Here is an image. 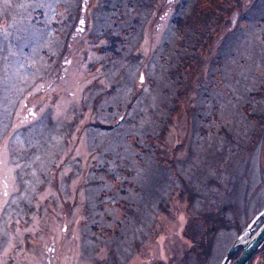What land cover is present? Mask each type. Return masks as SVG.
<instances>
[{"label":"rangeland","instance_id":"1","mask_svg":"<svg viewBox=\"0 0 264 264\" xmlns=\"http://www.w3.org/2000/svg\"><path fill=\"white\" fill-rule=\"evenodd\" d=\"M141 7L0 0V264H218L264 206V0ZM173 14L177 48V25L195 19L174 93L143 98ZM106 96L122 107L112 116ZM130 116L155 130L127 139L152 145V170L101 129L125 133Z\"/></svg>","mask_w":264,"mask_h":264},{"label":"trees","instance_id":"2","mask_svg":"<svg viewBox=\"0 0 264 264\" xmlns=\"http://www.w3.org/2000/svg\"><path fill=\"white\" fill-rule=\"evenodd\" d=\"M129 1L131 3H133V6H136L135 9H141L142 8L141 5H144V3H145V0H139V2H136L135 0H129ZM74 3H73V5H74ZM126 3L127 2L124 3L125 6H126V10L127 11H132L131 7L129 5H126ZM114 8L115 7L111 8L108 5L103 10V12L109 13V12L113 11L112 9H114ZM68 10H70V9L68 8L66 11H68ZM115 10H118V9H115ZM122 15L123 14H121V16ZM112 16H114V15H110L109 18L112 17ZM173 18H174V14L171 15V18L168 19L167 26L164 29V32H163V35H162V38H161V42H160V44H161V46L163 48L162 49L163 50V54H162V52H160L158 56H162V58H163V59L160 60V62L163 65L164 69H162L161 71L158 70L154 74V76L152 78V84H151V86H149V89H148V91H150V93H149L150 95H147V92H146L144 94L143 98L151 96L152 94H157V95H160L162 97V101H166V99L171 97V95H173V93H174V86H173V81H172L173 80L172 79L173 78V74H172V78H170L168 72H169L170 69H172L174 67V65H177L179 63L178 59L181 57V54L184 53V52H182V50H184V49H186L188 47V39H189L188 30L190 31V29H194L192 27H195V26H193V23H195V19L191 16L190 17V21H188V18H187L188 22L186 24L187 26H185V27H182V26L178 27V25H177V27L175 26L176 28H179V30H180L179 33L177 34V37L180 38L181 37V33H183V31L186 32L184 37H182V42H184L183 43L184 45H181V46H179L177 48V47H175V44L172 41L168 42V40H166L168 38V30H167V28L169 27V31L170 32L174 31ZM128 20H129V18L127 19V21ZM189 22H190V25H189ZM135 26H136V24H135ZM163 41H165L166 44L162 45ZM191 44H192V39L190 38V48L193 49L194 47ZM223 51H224V49H219V51L217 52V57H221L222 62L225 61L224 56H222V52ZM224 55H225V53H224ZM167 61H169V63H167ZM166 66H168V71L166 72L167 76H165V68H166ZM222 68H223V66H222ZM158 75H163L164 76V81H163V79L159 80V78L157 77ZM113 97L114 96H112V97L106 96L105 100H107L106 101L107 105H103V106H106V108L105 107L102 108L103 111H105L106 113H108L111 116L114 115L117 111H120V109L122 108L120 106H119V108H117L114 105L115 102L113 103L112 100H111V98H113ZM123 102H126V101H123ZM118 104H119V102H118ZM163 104L166 106V107H163V108H166V110L168 111V109H169L168 105H171V104H169V102H168V104L163 102ZM207 105H208V103H207ZM207 105H206V107H207ZM147 111H148V113L156 114V113H154L155 111H153V108L151 110V107H149V110H147ZM140 114H142V113H140ZM142 117L145 118L146 115H144V116L142 115ZM152 118L153 119H157L156 117H152ZM160 118H163V117H160ZM142 121L140 120V118H138V116L135 117V118H131V116H130V120L127 122V124L130 125L132 127V129H130L129 131H126L125 133H122L117 127L118 124L120 123V121L116 122V123H113V122L106 123L103 126H101V129H103L104 135H108L109 137L113 138L110 141L111 148L114 146L115 143L119 144V147H120L119 152H121L120 155H122L123 149L121 147V144L123 146L124 142L126 144L129 143V140H127L129 138L128 135H132V136L135 137V139H134L135 143H141L142 144V140L144 139V137H147V134H149V135L153 134V132L155 131V130H151V126L148 125V124L146 125L145 129H141V125H142L141 122ZM127 133H129V134H127ZM115 138H116V140H115ZM129 145H132V147L136 150V154H135L136 157L135 158L138 160V162L134 165V167L140 168L143 171H149V170H152L154 167H157L156 163H155V161H156V159H155L156 158L155 157V150L153 149L151 144L145 145V147L143 146L142 149H138L133 142L131 144L129 143ZM119 159H121V158H119ZM143 171H141V172H139L138 170L136 171L135 178H132V181L135 182V183L133 184L132 182H130V186L136 185V186L142 187L144 185L143 182H141L143 180V175H142V174H144ZM121 221L123 222L124 220L121 219Z\"/></svg>","mask_w":264,"mask_h":264},{"label":"water","instance_id":"3","mask_svg":"<svg viewBox=\"0 0 264 264\" xmlns=\"http://www.w3.org/2000/svg\"><path fill=\"white\" fill-rule=\"evenodd\" d=\"M264 214V208L259 211L257 214H255L251 220L248 222V224L245 226L242 233L250 231V227L252 226L255 221L259 219ZM249 241L244 243L242 246V251L240 254L230 263H227V259L229 255L232 253V251L235 249V247L238 245L236 243H233L229 249L226 251L225 255L223 256L221 262L219 264H247L255 250L261 245V243L264 241V224L260 227L257 234H255L251 239L248 238Z\"/></svg>","mask_w":264,"mask_h":264},{"label":"flooded vegetation","instance_id":"4","mask_svg":"<svg viewBox=\"0 0 264 264\" xmlns=\"http://www.w3.org/2000/svg\"><path fill=\"white\" fill-rule=\"evenodd\" d=\"M264 208V206L261 208V210ZM260 210V211H261ZM259 212V211H258ZM257 212V213H258ZM257 213H255V214H257ZM254 214V215H255ZM253 215V216H254ZM252 216V217H253ZM264 216V214L261 216V217H259V219L257 220V221H255L254 223H253V225L251 226V228H250V231H247V232H244V233H242L243 232V230H242V232L240 233L241 235H246V237H244V241H239V242H235L236 244H238L235 248H240V251H239V253L231 260V261H233L239 254H240V252L242 251V246H243V244L244 243H246V242H248L249 241V237H250V239L255 235V234H257V232L259 231V229H260V225L258 226V227H255V225H257L258 223H259V221L262 219V217ZM251 217V218H252ZM264 218V217H263ZM250 221V220H249ZM263 221H264V219H263ZM262 221V222H263ZM261 222V223H262ZM247 225V224H246ZM245 225V226H246ZM245 228V227H244ZM254 230V231H253ZM252 231V233L249 235V233ZM240 234L239 235H237V238H239L240 237ZM236 238V239H237ZM225 255V254H224ZM223 255V256H224ZM223 258V257H222ZM221 258V259H222ZM253 260H255V264H264V241L261 243V245L257 248V250H255V252L253 253V255L251 256V258L249 259V261L247 262V264H250V262L252 261L253 262ZM230 261V262H231ZM221 262V260L219 261V263ZM230 262H228V263H230ZM218 263V264H219Z\"/></svg>","mask_w":264,"mask_h":264},{"label":"snow or ice","instance_id":"5","mask_svg":"<svg viewBox=\"0 0 264 264\" xmlns=\"http://www.w3.org/2000/svg\"><path fill=\"white\" fill-rule=\"evenodd\" d=\"M7 2V0H5V3ZM251 228V226H249Z\"/></svg>","mask_w":264,"mask_h":264}]
</instances>
